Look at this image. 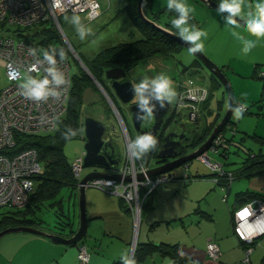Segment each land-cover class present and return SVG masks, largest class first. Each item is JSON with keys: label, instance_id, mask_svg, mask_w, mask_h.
I'll return each instance as SVG.
<instances>
[{"label": "built area", "instance_id": "2783aa9c", "mask_svg": "<svg viewBox=\"0 0 264 264\" xmlns=\"http://www.w3.org/2000/svg\"><path fill=\"white\" fill-rule=\"evenodd\" d=\"M67 12L83 14L86 20H94L101 14V3L99 0H61L60 6L57 7L54 0H0V68H4L8 81L6 86L0 87V208H22L26 206L29 196L35 188V178L42 171V163L35 148L24 149L12 154L5 153L2 150L10 149L15 145V134L17 132L48 134L57 129L58 121L66 114L68 109L73 78L69 59L65 55L61 58L57 53V67L65 74L66 83L58 87L53 85V87H57V95L49 96L47 99L36 101L24 97L21 94L22 89L19 85L27 69L35 64L37 70L33 71L32 75L46 74L44 70L48 67V64L47 62H40L43 60L42 49L52 51L55 47L53 44H39L37 47L22 38L17 39L11 34L10 25L28 26L40 21L50 20L55 24L66 44L69 45L70 41L60 21V16ZM33 42H36V40ZM30 48H36L37 54L32 55ZM13 74H15L14 78ZM260 74L264 76V71H261ZM181 84V91L173 107L177 111L189 108L195 116L198 114L201 105L209 97L210 89L195 78H188ZM105 93L107 94L106 91ZM111 103L121 125L122 135L127 147L132 140L130 131L117 105L112 100ZM246 108L245 106L244 110ZM221 140H223L221 135H218L209 150L218 152L216 145L221 143ZM208 151L202 154L200 158L214 172L224 173L222 164L211 160ZM85 153L84 150L74 161H71L72 170L78 179V184L82 178ZM151 167L142 158L133 157L127 147L124 160L115 170L120 175L118 179L98 177L90 180L87 184V186L97 187L122 197L133 216L135 233H137L140 226L147 195L159 184L176 177L175 174L168 172L150 176L149 170ZM224 199H226V196ZM245 207L248 208L249 215L246 217L239 216L237 213ZM233 228L237 238L245 245V256L242 262L248 264L254 246L253 243L259 237L264 236V231H260L261 228H264V198L257 197L238 206L233 214ZM136 244L137 241L135 240L133 243L134 250ZM134 250L131 254L132 258ZM220 252L217 241L209 240L207 242V253L211 259H217ZM90 258L91 254L87 245L85 243L79 244L78 259L80 262L87 264Z\"/></svg>", "mask_w": 264, "mask_h": 264}, {"label": "rangeland", "instance_id": "374dc122", "mask_svg": "<svg viewBox=\"0 0 264 264\" xmlns=\"http://www.w3.org/2000/svg\"><path fill=\"white\" fill-rule=\"evenodd\" d=\"M101 3V14L94 20H86L83 14H77L81 17L82 22L91 27L92 31L88 34L86 39L81 40L75 30V27L65 19V17H71L73 14L67 12L60 16V21L63 25L64 32L74 46L75 51L79 57L69 47L70 52L67 53V58L71 64V71L73 75L84 76V72L87 73L83 64L85 61L93 58L103 48L113 45L119 41H130L132 39L140 38L142 36L137 21L127 10L129 0H99ZM193 9L192 22L198 24L203 28L207 35L202 37L204 41V47L201 49L212 61L217 65L223 67L224 73L228 78L232 87L234 98L236 103H242L246 107H249V112L244 113L242 118L237 120L231 116L230 125L223 131L226 138H231L232 142H229L228 153L222 155L220 152L208 151V155L211 160L222 163L228 169H234L241 166L251 154L264 153V116L261 115L260 104L264 103V78L258 74L260 67L264 71V40L257 43V45L248 53H240L241 45L233 40L224 30L220 24V21L208 17V11H215L216 8H211L200 0H186ZM142 10L146 17L152 16V14L160 12V22L165 23L170 21L174 15L173 12L167 9L165 0H146L143 1ZM207 18V19H206ZM25 26L10 25L11 34L17 39L23 38L17 34V29ZM26 33H30L25 30ZM31 34V33H30ZM241 35H247V33H239ZM42 36H36L35 40L40 41ZM55 47L59 46V43L53 44ZM69 46V45H68ZM66 56V55H65ZM86 65V64H85ZM258 65V66H257ZM87 66V65H86ZM148 71H145L142 65L137 67V72L146 74L150 72L151 75L159 72L168 74L174 82L179 78L181 70L184 67H188L189 72H195V76L200 79L201 82L206 84L212 92V97L209 103V110L204 115L205 122H213L218 118V122L223 118L227 110L226 103H228V93L224 84L217 83L212 72L203 64L196 62V56L194 53L189 52L188 48L184 47L176 52L173 58L168 60L161 59L159 57L152 58L147 63ZM149 69H152L149 71ZM153 73V74H152ZM88 74V73H87ZM89 75V74H88ZM104 81L100 82L101 85L89 75L86 80L87 86L84 92V104L82 107L83 120L86 114H92L95 118L101 119L107 124H113L116 128L117 135L114 137L117 152L120 154L122 161L126 156L127 147L124 137L121 131V125L115 114V110L111 103V99L107 96L102 87L106 86L107 78L106 74L103 77ZM218 79V78H217ZM103 83V84H102ZM8 84L4 68H0V87H4ZM109 91V88H108ZM111 94V93H110ZM112 99L114 104L117 105L126 125L130 131L131 138L134 139L137 134H140L134 127L132 112L129 103H125L116 97L112 93ZM220 102H223V106H220ZM154 120V117H148L145 114L142 127L150 125ZM85 129L81 128L79 133L70 139L64 145V153L70 161L79 156L85 150ZM152 167L157 166L156 159L152 162ZM99 168L101 170H113L105 167L97 166H84L82 176L86 173ZM208 171L213 173L207 163L201 158H195L188 164H182L168 173L174 174V172H183L184 174H192L197 171ZM210 171H209V170ZM177 174V173H176ZM244 178V177H243ZM243 178H237L235 181H242ZM189 180V179H188ZM234 181V182H235ZM222 189V195L226 193V190L221 185L218 186ZM224 191V192H223ZM222 197V196H221ZM58 198L62 201V208L56 205H50L46 203L40 210V216L44 218L46 223L53 224L58 219L57 212L63 211L68 214L74 220V226L79 228L80 224V194H72L71 189L63 188ZM9 207L0 208V216L3 212L7 211ZM60 209V210H59ZM32 234L27 231L11 232L8 233V237L17 239V237H29ZM19 243L13 244L12 249L17 251ZM3 251H8L4 249Z\"/></svg>", "mask_w": 264, "mask_h": 264}, {"label": "crops", "instance_id": "0c3cea01", "mask_svg": "<svg viewBox=\"0 0 264 264\" xmlns=\"http://www.w3.org/2000/svg\"><path fill=\"white\" fill-rule=\"evenodd\" d=\"M207 14L221 20L216 11ZM181 173L174 172L177 177L154 189L137 233L122 197L88 186V230L83 240L91 254L87 264L120 262L122 254L131 256L135 240L160 245L142 254L136 264H244L245 245L234 233L233 210L241 203L239 193L264 194V171L241 176L242 181L234 179L228 190L208 171L197 169L188 176ZM219 185L226 190V200ZM17 238L7 234L1 237L0 264H83L78 259L77 244L59 243L35 233ZM209 240L220 246V256L215 260L207 253ZM17 243L15 251L12 245ZM248 264H264V236L253 246Z\"/></svg>", "mask_w": 264, "mask_h": 264}, {"label": "trees", "instance_id": "16d2710c", "mask_svg": "<svg viewBox=\"0 0 264 264\" xmlns=\"http://www.w3.org/2000/svg\"><path fill=\"white\" fill-rule=\"evenodd\" d=\"M138 1L139 0H129L127 10L137 21L142 36L130 41H119L113 45L107 46L100 52H98L93 58L85 61V64L87 65L91 73L100 82L104 81L103 77L105 76L106 70L108 68L120 66L124 69L131 70L133 68H136L139 64L148 63V61L152 58L159 56L169 57L175 55L176 52H179L183 48V45L180 42L167 35L165 32L158 29L150 22H146L139 16ZM160 12L152 14L151 17L148 16V18L176 32V30L170 24V21L165 23L160 22ZM193 20L197 23L196 19L193 18ZM27 29L31 34L25 32V30ZM17 34L20 37H23L22 39L26 40L28 43H31L37 47L39 44L49 45L59 43V46H54L55 50L57 53L63 51L66 57L68 56L67 53L70 52L65 40L59 33L55 24L50 20L40 21L38 23L25 26L23 27V29L19 28L17 29ZM39 35L42 36V39L40 41L33 42L35 40V37ZM221 68L223 70L224 66ZM256 68H259V76L264 78V76L260 74V72L262 71L261 68ZM183 71L188 72V67H184ZM83 74L84 76L72 74V89L68 100V109L66 114L58 121L57 129L54 132L48 134H25L17 132L15 134V145L10 149L2 150L5 153L12 154L24 149L35 148L38 151L39 159L42 163V171L35 178V188L29 196L27 205L22 208H9L7 211L2 213V215L0 216V231L10 226L28 225L56 232L64 236H72L74 233H76L78 228L74 226V220L68 214H66L63 209L57 212L58 219H56L53 224L47 222L46 225H43L46 220L40 216L39 212L42 206L46 203H49L50 205L58 204L62 208V201L60 198H58V196L60 195L63 188L67 187L71 189L73 195L78 193V179L72 170L71 161L64 153V145L67 140L72 137L65 139L62 133L67 129V127H71L75 129L76 133L78 134L81 128L84 126L82 107L84 104V92L86 90L88 82L86 80L89 78V75L86 72H84ZM215 80L217 81V83L221 84L217 77H215ZM211 97L212 92L210 89V95L202 105V108H204L206 111L209 110L208 108ZM234 104L238 103H236L235 101ZM222 106L223 102H220L219 107ZM249 110L250 109L247 106L246 110H244V113H248ZM260 110V114L264 116V103L260 104ZM205 117H207L206 114ZM230 122H232L231 118L228 124L223 127L222 132H220L219 134L223 139L221 140L222 142L216 145L218 147V152H220L222 155H226L228 153V144L229 142H232V139L226 138L223 133V131L229 125L231 127ZM217 123L218 118H216L215 121L211 122L210 128L205 130L200 139H197L195 143L190 144L189 146L182 147L181 152H178V154L187 151L188 149L186 147L194 148L198 146V144H200L202 140L206 139L209 132ZM158 136L159 137L157 138L158 143L156 148L149 151L142 158L145 163L150 164L151 166L153 164L152 162L155 159L159 164L164 161L162 159H159L158 156V152L162 147L164 134L160 133ZM222 167L224 173H216L211 169L213 173L209 174V176H215L217 178L216 182L223 185L224 188L228 190L234 179L245 175L250 176L258 174L264 171V153L258 155L254 153L251 154V156L237 168L228 169L223 164ZM152 192H150L145 199L142 214L145 208L149 205L148 199ZM225 196L227 199V193L224 195V197ZM257 197L264 198V194L241 192L238 195L239 202L241 203L236 205L240 206ZM125 207L127 208L126 203ZM127 210L129 209L127 208ZM258 239L253 243L254 245L257 243ZM83 240L84 239L79 241L77 245L84 243ZM156 246L160 247V245H155L150 242L137 243L133 258L138 261V259L142 257V254H145L147 251H152ZM113 264H122V261L114 262Z\"/></svg>", "mask_w": 264, "mask_h": 264}, {"label": "clouds", "instance_id": "9594fccd", "mask_svg": "<svg viewBox=\"0 0 264 264\" xmlns=\"http://www.w3.org/2000/svg\"><path fill=\"white\" fill-rule=\"evenodd\" d=\"M165 3L167 9L174 13L170 19V24L178 36L188 43L189 52L196 53L201 50L204 47L202 37H206L207 32L192 22L193 7L186 0H165ZM54 4L59 7L61 0H54ZM215 11L221 15L220 24L222 28L241 45L240 53L248 54L258 42L264 40V0H252L251 3L247 0H217ZM233 17L237 19L234 20ZM65 19L69 20L75 27L81 40L86 39L92 31L91 27L84 24L77 14H73L71 17L66 16ZM241 32L247 33V35L239 34ZM30 52L32 55H36L37 49L30 48ZM42 52L43 60L40 62H47L48 67L44 70L46 74L32 75V72L37 70V66L33 64L27 69L19 85L24 97L36 101L57 95V87L66 83L65 74L57 67L56 50L42 49ZM59 55L63 58L64 52L60 51ZM53 85L57 87H53ZM133 89L140 114H146L148 117L153 115V108L155 107L152 103L153 100H158L163 105L165 101L173 102L177 98L174 82L164 72L156 73L153 76H143L134 83ZM226 107L232 111L234 119L242 118L245 105L226 103ZM76 134V130L71 127H67L62 133L65 139ZM157 143L158 140L155 135L151 132H144L137 134L127 147L133 157L141 159L149 151L155 149ZM237 214L246 217L249 215V210L245 207ZM260 231H264V228H261ZM120 259L122 264H136V260L130 258L126 253L122 254Z\"/></svg>", "mask_w": 264, "mask_h": 264}, {"label": "water", "instance_id": "95a60500", "mask_svg": "<svg viewBox=\"0 0 264 264\" xmlns=\"http://www.w3.org/2000/svg\"><path fill=\"white\" fill-rule=\"evenodd\" d=\"M144 0L138 1V14L139 16L145 20L146 22H150L152 25L156 26L158 29L165 32L167 35L171 36L178 42H180L184 47L188 48V43L183 41L175 31H172L161 24L151 20L146 17L142 10V4ZM204 2L211 8L217 7L216 0H200ZM236 20V17H233ZM73 52L79 57L78 53L75 51L71 43H68ZM196 58L203 63L214 76L218 78V80L225 85L226 91L228 93V103H235L234 93L228 78L226 77L224 71L221 66L217 65L214 61H212L202 50L194 53ZM80 59V57H79ZM87 73L94 78L100 85L99 80L91 73L89 68L83 64ZM126 71L123 67L115 66L106 70V77L113 79V87L117 96L125 103H130L133 98H135V93L133 89L134 80H124L120 81L119 79L124 76ZM103 88V87H102ZM152 103L155 105L153 108V117L154 120L152 124L142 127V123L145 117V114H140V110L137 107V103H132L130 105L132 112V119L134 123V127L139 133L151 132L156 137L158 134H165L166 129H163V125L166 120V115L170 109L171 102L165 101L163 105H161L160 101L153 100ZM139 114V115H138ZM232 111L227 108L225 115L223 118L215 125L211 134L208 138L195 150L190 153L180 155L172 160L166 161L164 163L158 164L155 167H151L149 170L150 176H156L161 173H166L174 168L189 163L195 158H200L202 154H205L210 147L212 146L215 138L222 132L223 127H225L231 116ZM83 125L85 129V156H84V166H97V167H105L113 169L111 170H101L96 168L88 173H86L80 179L78 184V192L80 194V224L76 233L72 236H64L58 234L56 232L47 231L38 227L28 226V225H18V226H10L0 231V239L4 235L11 232H19V231H27L30 233H35L38 235L46 236L53 239L56 242L72 245L77 244L79 241L84 239L88 230V216L86 210V189L87 184L90 180L98 178V177H106V178H119L120 175L115 172V170L122 163V159L120 154L117 152V147L115 145L114 137L117 135L116 128L113 124H107L101 119L95 118L92 114H87L83 120ZM108 136L107 138L105 136ZM173 134L168 132L164 135L165 142L162 148L158 152V156L161 158L173 157L178 154L176 147L180 145V142H175L174 139H171ZM132 258V256H131Z\"/></svg>", "mask_w": 264, "mask_h": 264}, {"label": "flooded vegetation", "instance_id": "af4514ba", "mask_svg": "<svg viewBox=\"0 0 264 264\" xmlns=\"http://www.w3.org/2000/svg\"><path fill=\"white\" fill-rule=\"evenodd\" d=\"M173 56L174 55L169 56V57L159 56V58L164 59L166 61V60H168L170 58H173ZM196 62L201 63L200 60L197 59V58H196ZM139 65H142V67H144L145 71H148L147 63L146 64L142 63V64H139ZM137 67L133 68L131 70L124 69L126 71V73L119 80L120 81L134 80L135 82H137L143 76H153V75L156 74V73L155 74L152 73L153 75H151L150 72L149 73L146 72V74H144V73L141 74L140 72L138 73L137 70H136ZM150 70H152V69H149V71ZM179 73H180L179 78L175 81V88L177 90V96H178V94L181 91V87H182L181 83L184 80L188 79V78H195L196 80H198V82H200L201 84H204L203 82L200 81V79L198 77L195 76V74H196L195 72H192V71L184 72L183 69H182L181 72H179ZM107 79L108 80H107V82L105 81V83L107 84V86L109 88V91H108V88H106V87H103V88L107 92V95L109 96V98L113 101L112 93L116 97H118V96H117V94L115 92V89H114V87L112 85L113 79H111V78H107ZM176 99L173 102H171L170 109H169V111H168V113L166 115V120H165V123L163 125V129H166V132H165L164 135H166L168 132H171L173 134V136H171V139H174L175 142H177V141L180 142V145L178 147H176V150H177V152H181L182 147L189 146L190 144L195 143L197 141V139H200L202 137V135L204 134L205 130L210 128L211 122H208V121L205 122L204 115L206 114L205 113L206 110L204 108H202L203 104L201 105L198 114L193 116V114H192V112H191V110L189 108H183V109L177 111L173 107V104L175 103ZM135 102H136V98H133L132 101L129 104L131 105L132 103H135ZM84 115L82 113V117ZM213 128H212V130H213ZM212 130L209 132L208 136L211 134ZM208 136L206 137V139L208 138ZM105 137L107 138L108 136L106 135ZM158 137L159 136H157V138ZM206 139L202 140L200 142V144H198V146H200ZM164 142H165V139H164V136H163L162 146H163ZM198 146H196L194 148L186 147L188 150L185 151L184 153H180V154H177V155H175L173 157H167V158L159 157V159L164 160L162 162V163H164V162L172 160L173 158H176V157H178L180 155H184V154L190 153L191 151L195 150Z\"/></svg>", "mask_w": 264, "mask_h": 264}]
</instances>
